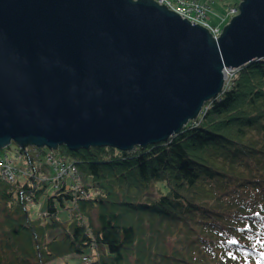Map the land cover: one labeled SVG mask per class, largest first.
<instances>
[{
	"label": "trees",
	"instance_id": "obj_1",
	"mask_svg": "<svg viewBox=\"0 0 264 264\" xmlns=\"http://www.w3.org/2000/svg\"><path fill=\"white\" fill-rule=\"evenodd\" d=\"M16 151L24 166L12 181L0 172V264H264L263 58L165 141ZM41 195L44 220L28 208Z\"/></svg>",
	"mask_w": 264,
	"mask_h": 264
},
{
	"label": "water",
	"instance_id": "obj_2",
	"mask_svg": "<svg viewBox=\"0 0 264 264\" xmlns=\"http://www.w3.org/2000/svg\"><path fill=\"white\" fill-rule=\"evenodd\" d=\"M264 59V0L214 38L154 0H0V149L165 141Z\"/></svg>",
	"mask_w": 264,
	"mask_h": 264
},
{
	"label": "built area",
	"instance_id": "obj_3",
	"mask_svg": "<svg viewBox=\"0 0 264 264\" xmlns=\"http://www.w3.org/2000/svg\"><path fill=\"white\" fill-rule=\"evenodd\" d=\"M158 4L165 5L169 10L176 12L181 18L186 19L191 24H198L209 31V33L217 38L222 32L221 26L226 22L228 16L234 15L238 9L229 8L227 9L228 14L226 13L223 16H218V24H210L206 20L208 6L201 3L199 0H154ZM236 69L226 68L223 70V88L229 85L230 80L232 79ZM52 164V161H49ZM61 165L60 168H58ZM57 172L59 174L75 172V169L66 163L57 162L55 164ZM0 172L7 180L12 181L14 178V166L11 164V161L6 157L0 158Z\"/></svg>",
	"mask_w": 264,
	"mask_h": 264
},
{
	"label": "rangeland",
	"instance_id": "obj_4",
	"mask_svg": "<svg viewBox=\"0 0 264 264\" xmlns=\"http://www.w3.org/2000/svg\"><path fill=\"white\" fill-rule=\"evenodd\" d=\"M201 3L206 4L208 6L207 9V16H206V20L207 22H209L210 24H218L219 20H218V16H223L226 13L228 14V10H230L229 8H236L238 9V4L240 3V0H199ZM238 13V11L234 14L236 15ZM228 16L226 18V22L222 24L221 29H223V27L231 20V18L234 16ZM224 82V81H223ZM10 148L7 149V159L11 161V164L18 168L19 166H24L23 160L21 159V157L17 156L18 152L16 151L17 149V145L14 143L10 144ZM47 149V148H46ZM3 158H5V156H3ZM42 159L44 160V157H42ZM47 161H52L53 163L50 164L53 169H54V174H57V176H68L71 177V179H76V181H78V176H77V172H72L71 173H64V174H59L57 172V168L55 167V164L57 162L63 163L61 160L55 158V157H47ZM50 163V162H49ZM67 164V163H66ZM60 168L61 165H58ZM22 178V177H19ZM28 208L30 210V214L32 215V217H38L41 218L42 220H44V211H45V198L43 195H41V197L38 199L37 202H30L28 203ZM66 211H61L59 213V217L61 218H65ZM59 229H52L49 231L48 236L49 238L58 233ZM82 262L81 257L79 256H74V255H66L62 258L57 259V261L54 264H80Z\"/></svg>",
	"mask_w": 264,
	"mask_h": 264
},
{
	"label": "bare ground",
	"instance_id": "obj_5",
	"mask_svg": "<svg viewBox=\"0 0 264 264\" xmlns=\"http://www.w3.org/2000/svg\"><path fill=\"white\" fill-rule=\"evenodd\" d=\"M160 5H161V4H160ZM228 68H231V67H228ZM224 69H226V67H224V68L222 69V73H223V70H224ZM231 69H234V68H231ZM184 126H185V125H184Z\"/></svg>",
	"mask_w": 264,
	"mask_h": 264
}]
</instances>
